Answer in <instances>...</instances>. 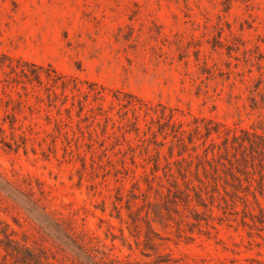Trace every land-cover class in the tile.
Listing matches in <instances>:
<instances>
[{
  "label": "rangeland",
  "instance_id": "obj_1",
  "mask_svg": "<svg viewBox=\"0 0 264 264\" xmlns=\"http://www.w3.org/2000/svg\"><path fill=\"white\" fill-rule=\"evenodd\" d=\"M262 148L264 0H0V173L74 264H264ZM0 220L71 264L1 193Z\"/></svg>",
  "mask_w": 264,
  "mask_h": 264
},
{
  "label": "trees",
  "instance_id": "obj_2",
  "mask_svg": "<svg viewBox=\"0 0 264 264\" xmlns=\"http://www.w3.org/2000/svg\"><path fill=\"white\" fill-rule=\"evenodd\" d=\"M48 69H50L54 73V77L50 80L52 81V84H54L56 87L59 86L63 91H65L69 87H71L72 90L79 91L75 80H66L65 76L56 72L51 66H48ZM20 73L27 78V74L24 70H21ZM33 75V79L29 80L39 81V76L37 74ZM70 82L72 84H70ZM101 93L102 90L98 91L93 90L91 88L88 92H85V94H91L97 99L101 98ZM246 141L248 142V148L251 151H254L257 144H253L252 142H249V140ZM243 147L245 149V146ZM262 150L264 149L262 148ZM259 167L261 168V170H264L263 160H260ZM233 177L241 186V181L235 176ZM259 177L261 179V183H259V191H262L259 193L262 195L264 191L263 172L259 173ZM245 183L247 184L246 186L248 188L251 187V183L249 181L246 180ZM0 193L8 201H10L15 208L24 212L28 220L36 223L38 229L50 237V240L52 241L54 246L57 247L58 250H60L62 253H64V257L67 258V260L71 261V264H74L75 261L77 262V257L73 258L71 250L76 248L80 251H83L84 253L87 252V249L85 248V245L83 244L82 240L78 239V237L72 233L70 227L65 225L64 222L60 218H58L54 213H51L48 210L47 206H45L41 202L42 198L44 199V194L41 190H39V196H37L36 191L31 184L26 183L24 180L21 182L12 181L5 175L0 173ZM253 197L255 201H257L256 197ZM257 204L259 207L260 214L264 216L263 209L259 206V203ZM47 223L50 224V232H47ZM0 250L4 252L3 257L12 260L13 264H49L48 258L43 252V250L40 248H36L34 245H30L28 243V237L26 234H23L21 240H17L14 231L10 230L8 225H5L1 220ZM71 258L73 260H71ZM91 258L94 259L93 257Z\"/></svg>",
  "mask_w": 264,
  "mask_h": 264
}]
</instances>
